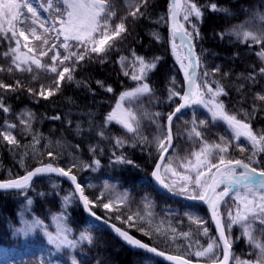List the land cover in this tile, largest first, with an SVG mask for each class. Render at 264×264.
Listing matches in <instances>:
<instances>
[{
  "label": "snow or ice",
  "instance_id": "6c2138e0",
  "mask_svg": "<svg viewBox=\"0 0 264 264\" xmlns=\"http://www.w3.org/2000/svg\"><path fill=\"white\" fill-rule=\"evenodd\" d=\"M0 120L23 173L0 178L22 200L9 239L39 254L0 247V264H111L102 230L150 264H264V2L0 0Z\"/></svg>",
  "mask_w": 264,
  "mask_h": 264
},
{
  "label": "trees",
  "instance_id": "16d2710c",
  "mask_svg": "<svg viewBox=\"0 0 264 264\" xmlns=\"http://www.w3.org/2000/svg\"><path fill=\"white\" fill-rule=\"evenodd\" d=\"M202 3L206 2V0H201ZM229 0H220V3H228ZM259 3L264 2V0H240V3L242 4H249V3ZM161 9L166 10L167 7V0H160ZM207 15V14H206ZM243 19V17H241ZM159 31L162 32V34L167 36V27L164 26L159 29ZM202 36L204 37L201 47L203 49H208L212 52H217L220 54V59L216 60V63H220L223 61L225 57H228L230 55V50H225V48L219 43L218 38H215L213 36V29L211 26V18L207 19L202 27ZM141 38L143 39L144 43L147 44L149 42L148 37L146 34L141 33ZM177 43L179 41L177 40ZM153 51L156 52L158 55H162L164 57V60L166 63L162 66L163 69H171L172 72L178 73L179 65L175 63L174 57L171 55V47L167 39H165L163 44H154L153 45ZM205 55H208L206 52ZM211 58V57H209ZM241 62L237 61V70H240ZM118 68V66H116ZM108 73H111L112 78L114 79L116 76V71L113 68V65L109 62L107 67L103 69L100 72V75H107ZM179 78L182 79V74H179ZM129 85L132 84L131 81H126ZM159 88L164 87L163 82H159L156 85ZM67 96H72L77 99V102L80 104H83L85 102L84 94L79 91H74V85L72 88H69L66 92ZM97 99H101V97H97ZM104 100L108 101L111 100V103H114V99H112L110 96L103 97ZM56 103L59 107L67 109L70 107V105L67 103V101H62L61 98H57ZM19 107V105L17 106ZM45 105L41 104L39 106L34 107V110L37 112V120L40 119V114L45 112ZM52 112H47V115H52ZM2 122V120H0ZM41 127V130L44 133H48V130L56 127H60L59 122H53L45 120L42 125H38ZM0 161L3 162V167H0V178H7L8 177V170L11 168L12 172L14 174H23L22 171H20L17 167L12 166V162L8 159V155L6 150H0ZM134 175H142V173H134ZM58 183L60 181H57ZM48 183V182H46ZM63 187L67 189L68 185L65 183L63 184ZM156 199L159 203V208L157 211H160V208L165 207L166 205L170 204L173 208L178 207V204L174 200H169L166 197H161L159 195L156 196ZM22 203L21 198L16 194L15 192H4L0 191V246L4 247H13L16 246L18 251L23 252L24 249L20 248L19 245H14V242L9 239V224L15 220V214L19 209V205ZM34 211L36 213L39 212L38 206L35 207ZM185 227H187V222L185 221ZM100 236V258H108L111 262V264H137V261L139 260L141 264H150V262L144 261V259L140 256H138L136 253L129 250L126 246H124L117 238H115L109 231L102 230L100 233H98ZM139 238V234H136ZM23 259L38 260V253L35 257H33L32 253L30 252L28 255L23 254Z\"/></svg>",
  "mask_w": 264,
  "mask_h": 264
},
{
  "label": "rangeland",
  "instance_id": "374dc122",
  "mask_svg": "<svg viewBox=\"0 0 264 264\" xmlns=\"http://www.w3.org/2000/svg\"><path fill=\"white\" fill-rule=\"evenodd\" d=\"M19 252L21 253V257L23 254H26V255L29 254V251H25V250L23 252H21V251H19Z\"/></svg>",
  "mask_w": 264,
  "mask_h": 264
},
{
  "label": "bare ground",
  "instance_id": "6f19581e",
  "mask_svg": "<svg viewBox=\"0 0 264 264\" xmlns=\"http://www.w3.org/2000/svg\"><path fill=\"white\" fill-rule=\"evenodd\" d=\"M0 247H3V246H0Z\"/></svg>",
  "mask_w": 264,
  "mask_h": 264
},
{
  "label": "water",
  "instance_id": "95a60500",
  "mask_svg": "<svg viewBox=\"0 0 264 264\" xmlns=\"http://www.w3.org/2000/svg\"><path fill=\"white\" fill-rule=\"evenodd\" d=\"M204 207H206V206H204Z\"/></svg>",
  "mask_w": 264,
  "mask_h": 264
}]
</instances>
